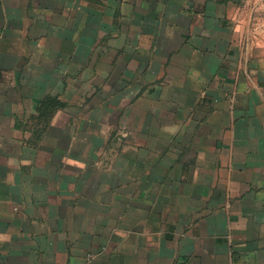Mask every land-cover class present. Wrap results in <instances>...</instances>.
Wrapping results in <instances>:
<instances>
[{
    "label": "crops",
    "instance_id": "0c3cea01",
    "mask_svg": "<svg viewBox=\"0 0 264 264\" xmlns=\"http://www.w3.org/2000/svg\"><path fill=\"white\" fill-rule=\"evenodd\" d=\"M264 264V0H0V264Z\"/></svg>",
    "mask_w": 264,
    "mask_h": 264
},
{
    "label": "built area",
    "instance_id": "2783aa9c",
    "mask_svg": "<svg viewBox=\"0 0 264 264\" xmlns=\"http://www.w3.org/2000/svg\"><path fill=\"white\" fill-rule=\"evenodd\" d=\"M87 264H90V263H87Z\"/></svg>",
    "mask_w": 264,
    "mask_h": 264
}]
</instances>
